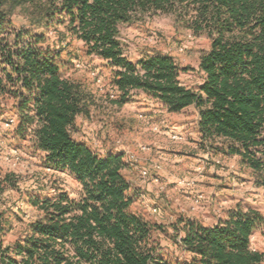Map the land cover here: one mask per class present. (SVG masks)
Instances as JSON below:
<instances>
[{"label":"trees","instance_id":"obj_1","mask_svg":"<svg viewBox=\"0 0 264 264\" xmlns=\"http://www.w3.org/2000/svg\"><path fill=\"white\" fill-rule=\"evenodd\" d=\"M39 1L42 18L16 28L0 0V112L11 107L15 139L41 153L46 168L68 172L80 192L76 200L65 193L29 196L40 217L11 245L0 228V264H263L251 238L264 237V215L242 206L211 227L181 219L180 238H173L184 258H172L158 238L166 228L133 210L126 155L101 154L74 138L95 96L67 70L81 56L101 61L114 93L106 99L117 106L139 91L169 114L195 107L202 145L238 158L264 194V0ZM159 14L208 38L197 88L181 82L187 69L171 56L137 63L126 56L120 27ZM13 177H0V194L16 186ZM2 217L0 224L9 223Z\"/></svg>","mask_w":264,"mask_h":264},{"label":"rangeland","instance_id":"obj_2","mask_svg":"<svg viewBox=\"0 0 264 264\" xmlns=\"http://www.w3.org/2000/svg\"><path fill=\"white\" fill-rule=\"evenodd\" d=\"M41 4L39 0H4L16 28L34 26L42 18ZM40 32L54 36L51 31ZM118 39L132 62L149 55L171 56L187 69L181 76L184 85L197 88L202 83L200 59L209 50L210 42L205 35H194L178 26L174 17L159 14L122 25ZM63 57L70 60L66 54ZM110 76L101 61L83 56L67 70V77L81 82L95 96L90 117L78 118L74 138L101 154L123 152L138 157L139 167L149 172L147 178L127 163V155L124 159L125 175L136 195L133 210L166 228L158 238L172 258H184L173 238H180L177 229L182 228L181 219L211 227L237 206L255 208L264 215V194L255 186L251 173L239 164L238 158L215 154L202 145L193 109L169 114L139 91H133L122 106L114 105L106 99L107 94H114ZM10 108L0 112V177L12 175L16 182L15 187L9 183L0 194V214L4 222L10 220L0 224L7 231L3 237L6 246L23 235L27 223L40 217L38 210L29 205V196L65 193L76 200L80 192L68 172L46 168L41 153L15 139L16 123L6 126L15 118ZM174 135L182 140H173ZM251 247L264 253L262 234L252 236Z\"/></svg>","mask_w":264,"mask_h":264},{"label":"built area","instance_id":"obj_3","mask_svg":"<svg viewBox=\"0 0 264 264\" xmlns=\"http://www.w3.org/2000/svg\"><path fill=\"white\" fill-rule=\"evenodd\" d=\"M15 123H16V118H12V119H10V120H8L6 122V126L11 127ZM155 130L157 131L156 128H155ZM173 140H175V141H181L182 140V137L181 136H178V135H174L173 136ZM143 150H145V148H143ZM127 163L130 166H133V167L135 166L137 169H139V171L141 172V175L144 178H147L149 176L148 170H145V169H142V168L139 167V159H138V157L136 155L127 154ZM154 212H157V210H154Z\"/></svg>","mask_w":264,"mask_h":264},{"label":"crops","instance_id":"obj_4","mask_svg":"<svg viewBox=\"0 0 264 264\" xmlns=\"http://www.w3.org/2000/svg\"><path fill=\"white\" fill-rule=\"evenodd\" d=\"M141 94H143L142 92H141ZM158 106H161V107H163V105L161 104V103H158ZM190 109H193L194 111H195V113H196V124H195V129H196V131L199 133V130H198V121H199V115H198V112H197V110H196V108L195 107H190V108H188V110H190ZM125 155H127V154H125ZM139 170V169H138ZM162 173V171H160L159 172V174H161Z\"/></svg>","mask_w":264,"mask_h":264}]
</instances>
